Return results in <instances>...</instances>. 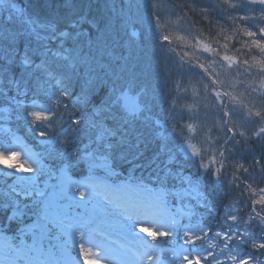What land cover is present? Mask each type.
<instances>
[{"label":"snow or ice","instance_id":"1","mask_svg":"<svg viewBox=\"0 0 264 264\" xmlns=\"http://www.w3.org/2000/svg\"><path fill=\"white\" fill-rule=\"evenodd\" d=\"M5 6H9L16 13L22 11L12 0H0V7ZM125 7L131 9L132 6L124 5L122 0L121 8ZM153 7H158V5H153ZM170 7L173 9L172 15L177 17L176 26L188 35L175 37L163 35L162 44L166 45L179 40L183 41L185 46H198L204 53L213 54L206 58L205 63L198 62L193 65L185 60L188 56L187 52L179 53L177 68L182 78L186 75L191 76L198 84H201L206 98H211L210 102L204 105L203 118H200L199 113L197 114L201 127L187 125V131L196 134L193 139L203 136V140L197 144L191 143L187 138L184 140L187 151L193 157H202L201 167L208 170L219 182L217 196L226 201L223 213L218 218L209 208L208 211L212 216L209 223L207 225H203L202 221L196 225L189 223L185 226L180 238L185 245L191 246V251L196 250L197 241L201 238L219 241L218 244L208 243L200 246L201 251L206 253L203 257L204 264H229V262L230 264H264V59L257 60L256 57H252L260 70L259 87L250 84L245 88L244 94L234 95L235 83L231 80L232 70L235 68V74L239 75L241 63L248 68L252 65L249 64L248 59L241 62L238 55L230 56L226 51L221 55L222 49H228L227 41L230 39L228 35L222 36L225 41L223 44H220L219 40L215 41L216 46L212 42H204L202 38L192 36V26L195 21L188 16V13L196 15L199 9V19L207 20L210 24L214 15L217 19H223L232 24L239 20L242 22L243 35L249 38L244 41L245 47L249 51L254 47L264 54V0H191V3H172ZM80 19L84 21L83 17ZM27 22L31 23V20ZM185 24L189 27L185 28ZM5 26L11 28L10 13L6 14ZM50 27L53 31L56 30L55 25H50ZM71 27L75 28L76 24L73 23ZM32 30L35 31L34 28ZM239 31H241L240 27L234 29V34ZM60 34L67 37L69 31L63 29ZM135 35L136 33L133 32L132 36ZM0 36H4L7 40L4 33L0 32ZM189 37L195 41L194 44H188ZM161 50L164 51V47ZM69 51L66 48L63 52L57 51L52 55L57 59L70 62ZM168 51L172 54L169 56L170 60L177 55L176 49ZM14 52L19 55L18 64L14 65L15 54L2 61L5 66L14 65L12 73L13 77H16H9L7 82L12 88L11 91L4 89V96L11 104L18 106L22 115L30 118L34 134L40 138H46L54 127H59L64 122L62 113L58 118V109L63 104L62 98L68 97L64 89V77L56 70L53 63L43 58L34 59L27 52H22L18 38ZM217 67L219 70H216ZM29 69L38 70L37 78L40 79V88L44 89L45 85L48 88L47 91L39 92L32 97L31 103H26L24 97L29 96L30 89L28 86L21 87L18 76L20 72ZM7 71V67L0 70V84L4 83V73ZM31 83V81H25L26 85ZM53 87L58 91L53 92ZM244 95L248 96V103H244ZM42 96L47 97L52 105L51 108L41 103ZM86 99V97L78 96L72 103L70 123L75 125L80 123V120L75 118V113L79 111ZM117 99L123 101V115L129 120L139 119L144 112V103L141 99L137 100L129 95L127 89H122ZM63 106L68 107L67 104ZM12 112L13 108L8 105L0 108V113H3L0 115V121H10ZM96 115H99V111ZM169 115H174V110ZM53 121L56 122L55 125ZM41 126L47 130H39ZM177 126L178 123L176 127L171 128L173 133L177 132ZM183 130L184 128H181V131ZM4 131L11 132V129L4 128ZM105 133H107L108 142L104 144V147L111 151L113 148L111 139L116 136V132L105 124L104 131L96 136L98 142L105 140ZM13 139L15 140V137ZM59 143L66 145L68 141L61 137ZM246 153H254V155H251L250 159H245L244 154ZM34 155L37 160L36 165L27 160L19 162V151L0 150V164L3 168L20 174L15 179L6 177L10 193L19 199L12 200L11 204L0 202V206L4 209H10L5 216L7 225L5 230H10L14 226L15 232L20 234L18 237L20 243L13 244L8 241L7 237H4L6 243L3 254L6 259L0 264H17V261L21 259L27 264H33L35 259L33 254L36 256L41 254V246L45 239L59 240L61 237L64 238L65 244H75V247H78L84 262L98 264V261L91 259L95 253L91 248L85 247L84 240L87 238L89 243H92L91 238L97 232L110 239V236L101 231V224L130 234L139 231L155 242L160 237L179 235L172 230L161 231L160 228L175 229L184 216H188L191 220L195 215L196 209L192 204L185 203L190 199L188 178L178 180L171 168L166 170L162 183H152L151 187L130 184L114 186L99 179L94 170L102 167L109 175L117 174L116 160L110 155H104L99 157L101 161L99 165L92 166L93 171H87L85 179L77 180L73 179V176H76L75 167H85L84 160L90 158L92 153H86L82 158L75 151H69L68 159L51 174L56 183L51 184L45 181L44 187L41 188L38 174L45 167L39 163L40 153L29 152V159H32ZM73 161L76 162L75 167ZM16 184L20 187H16ZM49 188L52 190L49 191ZM145 194H147L146 197ZM8 195L9 193H4V197ZM104 204L110 205L115 212L119 213L120 218H116L114 213L109 212ZM242 208L246 211L244 214H239ZM98 213L105 214V218L98 220ZM139 216L145 217L158 227L155 230L145 227L136 219ZM213 225L217 229L214 232L212 231ZM206 228L212 233L211 236L204 235ZM197 232L201 235H196ZM29 235L31 244L25 240V237ZM114 242L117 243V241ZM141 246L144 251L138 257L139 264H145V261L154 264L155 243L149 244L141 241ZM119 247L125 248L123 244ZM215 248H219V252L213 251ZM127 251L130 250L122 251L120 255L125 256ZM208 257L211 259L209 260ZM183 260L185 264H201L200 256L190 258L184 255ZM117 264H135V262L119 260ZM171 264H175V261Z\"/></svg>","mask_w":264,"mask_h":264},{"label":"trees","instance_id":"2","mask_svg":"<svg viewBox=\"0 0 264 264\" xmlns=\"http://www.w3.org/2000/svg\"><path fill=\"white\" fill-rule=\"evenodd\" d=\"M15 1L22 9L20 13H16L9 6L0 7V32L7 36V40L0 36V70L8 68L4 73V83L0 84V107L8 105L13 108L12 118L6 123L13 131L19 132L26 142L44 152L46 170L55 171L68 159L69 151H75L82 158L86 153H92L90 158L84 160L85 167H75L76 162H72L76 176L93 171L92 163L99 165V157L104 155H110L116 160L117 174L111 175L114 179L129 177L131 180L162 183L166 170L171 168L178 180L187 177L189 190L195 189L198 194L185 201L195 207L194 216L200 213L205 217L204 222H208L212 218L208 211L210 208L218 218L226 203L217 196L220 184L208 170L201 167L202 157H193L184 148V138L194 144L203 140V136L193 139L196 134L189 133L187 125L201 127L197 114L203 118L204 105L211 98H206L201 84L191 76L182 78L177 68L179 53L187 52L185 60L193 65L198 62L205 63L206 58L213 54L204 53L198 46H185L179 40L163 45L161 39L163 35H188L176 26L177 17L172 15L173 9L170 5L191 3V0H123L124 5L132 6L131 9H122V0ZM8 13L11 14L10 29L5 26ZM188 16L195 21L192 36L202 38L204 42H212L216 46L215 41L219 40L223 44L225 41L222 36L228 35V49H222L221 55L226 51L230 56L238 55L241 62L248 59L252 65L248 68L241 63L239 75L235 74V68L232 70L231 80L235 83V91H229H233L234 95L244 94L245 88L250 84L258 88L260 70L252 57L257 60L264 59V54L254 47L251 51L245 47L244 41L249 38L242 33V22L237 20L232 24L217 19L214 15L210 24L207 20L199 19V9L196 15L188 13ZM81 17L84 18L83 22ZM29 20L31 23L27 22ZM73 23L76 24L75 28L71 27ZM38 25L45 29H40ZM50 25H55L56 30L53 31ZM184 27L189 25L185 24ZM238 27L241 31L234 34V29ZM63 29H68L67 37L61 36ZM133 32L136 33L135 36H132ZM17 38L21 42L22 52H27L34 59L43 58L53 63L64 77V89L68 97L62 99L63 104L68 107L65 108L62 104L58 109V118L62 113L64 122L61 126L54 127L46 138L36 136L30 126V118H24L18 106L11 104L4 96V89L11 91L12 88L7 82L9 77H13L12 67L19 63V55L14 52ZM194 43L189 37L188 44ZM163 47L164 51L161 50ZM66 48L70 50V62L52 55L57 51L63 52ZM169 49H176L177 52L171 60ZM14 54V65H3L2 61ZM38 76L39 71L35 69L19 73L21 87L28 86L30 89L29 96L24 97L26 103H30V99L37 93L47 91V85L44 89L40 88ZM25 81L32 83L26 85ZM122 89L137 94L138 100L141 99L144 103V112L139 119L129 120L123 115V103L117 99ZM78 96L87 99L75 113V118L80 120L75 125L70 123V114L73 111L72 103ZM40 99L45 107H52L51 104L47 105L46 96ZM243 99L244 103H248L247 95ZM173 110L174 115L170 116L169 113ZM97 111L99 115H96ZM55 123L53 121L54 125ZM177 123V132L173 133L171 128L176 127ZM105 124L116 132V136L111 139V151L104 147L108 142L107 133L104 141L98 142L96 139L97 134L104 131ZM181 128L184 130L181 131ZM39 130L47 129L41 126ZM61 137L67 139L66 145L59 143ZM251 155L254 153H246L244 158L250 159ZM94 170L109 175L102 167ZM6 177L12 176L0 174V202L11 204L12 200L19 197L10 193ZM4 193L9 195L4 197ZM9 210L0 206V225H4L0 228L12 234L15 232L14 226L5 230V216Z\"/></svg>","mask_w":264,"mask_h":264},{"label":"rangeland","instance_id":"3","mask_svg":"<svg viewBox=\"0 0 264 264\" xmlns=\"http://www.w3.org/2000/svg\"><path fill=\"white\" fill-rule=\"evenodd\" d=\"M13 3H15L17 5V7L19 6V3H17L15 0H12ZM38 27L40 29H45L44 27H42L41 25H38ZM53 92L58 91V89L53 88L52 89ZM129 95L134 96L137 100H138V96L137 94H133L129 92ZM46 101H47V105L50 104V102L48 101L47 97H46ZM122 101V100H121ZM31 103V102H30ZM123 103V101H122ZM46 105V106H47ZM2 108V107H0ZM0 115H3V113H0ZM24 118H28L25 115H23ZM2 123V121H1ZM6 126L7 124L5 122H3ZM32 126V125H30ZM8 127V126H7ZM1 126H0V150H4V151H19L20 152V157L18 158L19 162H24L25 160H27L29 163L36 165L37 164V160L35 155L33 156L32 159H29L28 157V153L31 152L33 154H37L40 153V159H39V163L41 165H43L45 167V165L43 164V160H42V153L40 150H36L31 148L27 143L24 142V140L22 139V137L16 133L13 132L12 128L11 132H6L3 129L1 130ZM15 137V140L13 139ZM184 148H186V145L184 146ZM187 150V148H186ZM7 163V162H6ZM98 165V163H92V165ZM0 174L2 175H11L14 179L16 176H19V173H14V172H10L9 170L3 168V165L0 164ZM52 172L49 173V171L46 170V168H44L39 174V186L41 188L44 187V183L45 181H48L51 184H55V178L52 177ZM28 175V174H25ZM99 179L101 180H105L106 182L110 183V184H114L115 186L121 185V184H125L124 182H111L108 181L107 178H105L102 175H97ZM86 177V176H85ZM73 179H77L80 180L78 178H73ZM16 187H20L19 184L15 185ZM52 189L49 188V191H51ZM83 190V189H82ZM192 194L193 195H197V192L195 189H191ZM191 193V192H190ZM147 196V194H145V197ZM11 197V196H10ZM34 203L36 202L35 199L33 201ZM101 203H104L103 201H101ZM104 206L108 209L109 212L114 213V215L116 216V218H120L119 217V213L115 212L110 205L104 204ZM173 211H175V209H173ZM246 210L245 209H241V212L239 214H244ZM105 218V214L102 213H98L97 219H104ZM109 219H111V217H108ZM143 217H136V219H138L140 222H142L144 224L145 227H151L154 230L158 227V225L153 224L151 222H149L146 218H144V221H141ZM179 218V217H178ZM189 223H191L192 225H196L198 224L190 222V221H185L184 217L182 218V222L180 224H178L175 229H171V228H160L161 231H165V230H172L175 231L176 233H178L179 235H174L171 237H160L158 240L161 244H165V246H169V247H164V248H159L156 247L155 249L157 250V254L159 255V260H157L156 264H171L172 261H175V264H185L184 260H183V256L184 255H188L190 258H194L196 256H200L201 257V264L203 260V257L206 256V253L203 251L200 252H195V251H188L187 253L183 252V250L174 251V248H179L181 247V245L183 244V240L180 238L182 237L183 231L185 230V226L189 225ZM100 229L102 232L109 234V236L111 237L110 239H106L103 235H101L99 232H97L96 234H94L92 236V243H89L88 239L85 238L84 240V244L86 248H91L92 252L95 253V255L91 256V259L96 260V261H103L105 264H117V261L119 260H127L129 262H135V264H139L138 261V257L141 254L140 250H142V246H141V242H139L137 239H135V236L133 237V234L127 233V232H123V231H116L113 230L111 228H109L106 224H101L100 225ZM215 230H217L216 228L212 229V231L214 232ZM208 230L205 229V234L206 236H211L212 233H210L209 235L206 233ZM19 233L16 232L14 233V235H6L4 233L0 232V260L4 261L6 258L3 254V248L4 245L6 243V241L4 240V237L8 238V241L12 242L13 244L18 245L20 243L19 240ZM196 235H201L199 232L196 233ZM12 237V238H10ZM176 238H178L176 240ZM77 239L79 240V237H77ZM204 242V240L213 244H218L219 241L218 240H208V239H204L201 238ZM25 240L28 244H31V237L30 235L25 237ZM117 240V243L114 242ZM198 242V241H197ZM123 244L125 246L124 249H121L119 247V245ZM206 244V245H207ZM132 247V248H131ZM135 247L137 249H139V254H135V251L133 249H135ZM189 247L191 248V246L189 245ZM42 252L40 255L36 256V254H33L34 256V261L33 264H83L84 260L83 257L80 256L79 254V249L78 247H75V244L69 245V244H65L64 243V238L61 237L59 240L56 239H45L42 243L41 246ZM125 250H130L127 251V254L125 256H121L120 253L122 251ZM213 251L215 252H219V248H215L213 249ZM239 253V249L237 250ZM208 259L210 260L211 257H208ZM221 259H223V257H221ZM17 264H27V262L23 259L18 260ZM87 264V263H86ZM145 264H150V262L145 261ZM155 264V263H154ZM230 264V262H229Z\"/></svg>","mask_w":264,"mask_h":264},{"label":"bare ground","instance_id":"4","mask_svg":"<svg viewBox=\"0 0 264 264\" xmlns=\"http://www.w3.org/2000/svg\"><path fill=\"white\" fill-rule=\"evenodd\" d=\"M140 217H143V216H140ZM139 232V231H138ZM140 234V233H139ZM139 236V235H138ZM141 241H144V242H147V243H149V244H151L148 240H146V239H141ZM153 253H154V257H155V259L156 260H158V255H156L155 254V252H154V250H153ZM93 260V259H92ZM87 262H84L83 264H86ZM98 264H105L103 261H98Z\"/></svg>","mask_w":264,"mask_h":264}]
</instances>
